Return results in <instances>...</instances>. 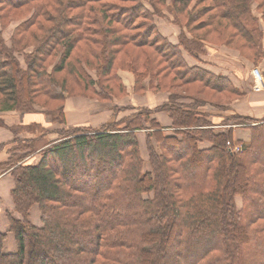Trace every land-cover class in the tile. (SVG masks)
Returning a JSON list of instances; mask_svg holds the SVG:
<instances>
[{"label": "trees", "instance_id": "trees-1", "mask_svg": "<svg viewBox=\"0 0 264 264\" xmlns=\"http://www.w3.org/2000/svg\"><path fill=\"white\" fill-rule=\"evenodd\" d=\"M164 10L179 27L175 44L154 21ZM204 42L258 65L264 0H0V112L39 106L65 125L66 96L126 95L118 70L132 74L137 94H167L156 107L114 106L98 128L67 126L34 165H15L36 148L13 138L0 170L13 180L19 218L4 212L16 248L4 250L0 231V264H264V117L233 109L245 92L228 76L186 63L182 51L198 59ZM238 127L248 141L234 139Z\"/></svg>", "mask_w": 264, "mask_h": 264}, {"label": "rangeland", "instance_id": "rangeland-1", "mask_svg": "<svg viewBox=\"0 0 264 264\" xmlns=\"http://www.w3.org/2000/svg\"><path fill=\"white\" fill-rule=\"evenodd\" d=\"M252 10H253V12H255V5H253V4H252ZM163 12H164L163 16H155V18H154V21H155V24L157 25V29H158L159 33L162 34L164 32V28L167 27L166 25H168L169 23L172 25L171 27L175 28L176 31H174V33L177 32V29L175 27L177 25L171 22V16H170L169 12L167 10H164ZM256 15H258V14L256 13ZM16 24H18V23L17 22H11L10 26L3 32V37H4L7 44H9V37H10L11 31ZM174 39H175V37H172V40H174ZM176 40H177V37H176ZM176 43H177V41H176ZM208 45H212L210 47L216 48V52H213V50H211V52L208 51L207 52L208 56L204 57V55L206 54V50L204 49V47H206ZM202 46H203L202 53H200L198 55L197 58L199 60H198V63H196L195 65H199L201 60H207L208 57L212 61H215L217 58H219V59H221V61L223 59V63L225 65L223 67V70H224V73L226 74V76L233 75L234 70L237 71L239 73V75L246 73L245 67L238 61V55L239 54L236 50H234L233 54H230V52H228V51L233 50V49L228 48L224 45H215V44H211L208 42H204ZM215 53L216 54L218 53L217 55H219V56L217 58L212 59L214 57L212 54H215ZM182 55H184L185 59H187L188 61L191 58L190 55L185 51H182ZM258 65H251L252 67L251 66L250 67H251V69L254 67H258L257 69L259 70L260 75L262 76V80L264 82V72L261 69L262 66H258ZM199 66L202 67V65H199ZM251 69H250V71H251ZM121 71L122 70H118L117 74ZM124 87L126 90V95L122 98L113 97L112 101L109 103H100L99 101H96L94 99H88V98L80 97V96H78V97L66 96L64 104H63V112L65 109V106L70 108V106H73L74 104L75 105H83V106L79 107V108H81V114H83V115L80 114L79 117L81 118V121H83V118H85L86 121L80 122L83 124H78V125L86 127V128L87 127L88 128H94L93 126H97V125H95L96 122L97 123L102 122L103 124H106L109 120L113 119L111 109L114 106H116L118 108H127L130 106L135 107V108H141V107H144L145 105H147L145 107H148V106L149 107H156L158 105H161V103H164L165 101H167V98H166L167 94L166 93H161V92L148 93V92H146L144 94H137L134 92L133 85H132V89H131V87L128 89L129 91H128V95H127V88L125 85H124ZM263 90H264V88L262 90H259L256 92H260ZM151 94H153V97L151 96ZM184 102H187V100H185ZM134 104L136 106H133ZM33 108L36 109L35 112H31V113L26 112V128L18 127L16 131L17 132L20 131V133L23 132L22 130L26 131V139L22 138L23 135H20V137H18V139L20 140L19 143L25 142L26 147L31 145L34 148H36V150L34 152L28 154L24 158H21L18 161H16L15 165H18V164L24 163V162L28 163L30 165L36 164L40 159V153H38V152L41 149H43V147H45L50 140L56 139L58 137V134L62 131H65V129L67 128L65 117H64L65 125L59 124V123H54L51 121V117L49 115L44 116L42 114L43 110L39 109L40 108L39 106L38 107L33 106ZM201 110L208 112L211 115L210 118L216 119V120L219 119L220 114H222V113L218 112V110L216 108L211 107V106H204ZM131 113H132V111H130V110L122 111L121 113L118 114L117 118H120L124 115H129ZM162 114L168 119L166 114L163 112H154L151 114V117L155 118L158 121V123L161 125L162 121H163V118L161 117ZM168 121H169V119H168ZM166 128H168V127H166ZM165 131H167V129ZM245 131H248V130L245 129ZM145 132H146L145 130L137 131L136 136H137V140H138L139 151H140V154L144 160V170H147L148 169V161H147L148 156H147V151H146ZM246 133H248V132H246ZM239 134H240V131H239ZM15 145H16V143H15ZM17 145H18V143H17ZM153 145H154V147H157V144L154 142H153ZM200 146L202 148L203 147L205 148V147H207V144L201 143ZM27 151H28V149H26V152ZM16 153L22 154V151H20V152L17 151ZM239 204H240L239 200H237V205L239 206ZM4 211L9 212L12 217L19 218V216L13 211V204H12L11 198L8 199L7 196L2 198V201L0 202V231L6 232V234H7L6 240L4 241V250L6 252H13V251H15V248H16L15 247V241H14L13 235L8 232V221H7V216L5 215ZM30 222L36 226H40L39 213H38L36 206H33L30 210Z\"/></svg>", "mask_w": 264, "mask_h": 264}, {"label": "crops", "instance_id": "crops-1", "mask_svg": "<svg viewBox=\"0 0 264 264\" xmlns=\"http://www.w3.org/2000/svg\"><path fill=\"white\" fill-rule=\"evenodd\" d=\"M167 27L164 28V32L162 33L171 43H176V37L179 33V28L177 26V32L174 33L175 28L171 27L172 25L169 23L166 25ZM172 37H175L174 40H172ZM212 45H208L204 47L206 50V54L204 57L208 56L207 52L213 50V52H216V48L210 47ZM230 50V49H229ZM224 51V50H223ZM230 54L234 53V50L228 51ZM216 54V53H215ZM212 54L214 58H217L219 55ZM184 60L189 66H194L196 63H198L199 59H193L192 57L189 59H185L183 55ZM238 61L245 67L246 73L239 75L237 71L234 70L233 75H228V78L231 80L233 85L237 88H240L244 90L245 96L244 99L240 100L239 102L235 103L233 106V109L236 110L239 113L248 115L253 118H261L264 117V90L260 92L254 91L253 88V78L250 72L251 69V63L245 60L244 58L240 57L238 55ZM239 63V64H240ZM226 64V63H225ZM202 65V68L214 73V74H222L226 75L224 73L223 67L225 66L223 63V59L217 58L215 61H212L209 57L207 60H201L200 64ZM196 65V66H199ZM251 66V67H250ZM258 66H262V71L264 72V58L260 62ZM201 67V66H200ZM119 77L121 78L123 84L127 88V95H128V89L133 85V77L132 74L127 71H121L118 73ZM155 95V94H154ZM153 97V94H151ZM128 97V96H127ZM73 104V103H72ZM83 105H73L67 107L65 106L64 109V117L66 120L67 126H76L78 124H83L80 122H85L86 119L83 118V121H81V118L79 115L81 114V107ZM133 106H136L135 104ZM147 106V105H145ZM149 107V106H148ZM83 115V114H81ZM161 117L163 118L161 126L168 127L170 126V121L162 114ZM0 121L2 125H0V146H4L5 148L0 150V165L4 164L8 158V153L6 151V148L10 147L12 144L13 138L20 137V135H23L22 138L26 139V131L22 130L23 132L20 133V131H16L18 127L26 128V113H19L16 111H6V112H0ZM95 124V123H94ZM102 122H96L93 126L94 128H98ZM240 129V130H239ZM14 131H16L17 134H14ZM248 130V129H247ZM240 131V134H239ZM248 132V133H246ZM233 137L234 139L242 140L243 142L248 141L249 139V131H245V128H234L233 130ZM13 187V180L10 176L9 170H0V202L2 201V198L5 196L10 198V190Z\"/></svg>", "mask_w": 264, "mask_h": 264}, {"label": "built area", "instance_id": "built-area-1", "mask_svg": "<svg viewBox=\"0 0 264 264\" xmlns=\"http://www.w3.org/2000/svg\"><path fill=\"white\" fill-rule=\"evenodd\" d=\"M258 67H254L251 69V75L253 78V89L254 91H259L264 88V82L262 80V76L260 75L259 70L257 69ZM226 148L228 151L232 152H237L240 150L241 146L240 145H234L232 146L229 141L226 142Z\"/></svg>", "mask_w": 264, "mask_h": 264}]
</instances>
